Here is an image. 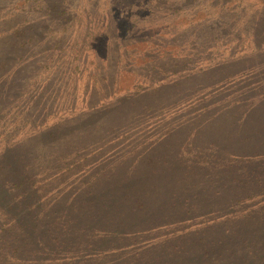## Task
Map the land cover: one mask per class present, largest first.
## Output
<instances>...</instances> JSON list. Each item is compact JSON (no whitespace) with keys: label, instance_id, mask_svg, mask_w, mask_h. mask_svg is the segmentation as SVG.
<instances>
[{"label":"trees","instance_id":"trees-1","mask_svg":"<svg viewBox=\"0 0 264 264\" xmlns=\"http://www.w3.org/2000/svg\"><path fill=\"white\" fill-rule=\"evenodd\" d=\"M183 1L188 8L175 7L179 0H148L145 5L153 8L146 10L160 13V22L145 37L170 40L176 27L167 26V15L185 14L181 31L199 40L218 27L216 6L218 16L226 18L246 4V20L240 17L248 26L244 57L199 60L196 67L183 66L181 74L168 73L166 81L158 80L151 90L130 91L112 109L103 105L105 115L117 112L127 120H115L117 125L108 132L120 127L115 135L125 139L136 131L131 136L138 144L122 149L132 156H122L118 148L113 155L116 167L124 169L120 176L113 167L92 169L88 161L80 185L51 201L52 187L44 190L48 185L40 183L28 162L29 146L21 147L22 141L12 144L13 164L38 193L39 207L31 217V234L12 235L15 229L6 226L5 234L0 231V242L8 237V243L15 244L5 257L1 254L0 264H264V0ZM205 2L211 4L208 11L196 10ZM7 18L0 14V106L2 112L17 110L21 116L25 101L10 93L5 76L11 75L12 64L32 58L8 57L9 50L23 42L12 36L18 23ZM103 19L107 42L119 31L107 15ZM120 21L124 19L114 24ZM134 27L128 24L122 36ZM105 45L109 59L111 46ZM101 69L110 74V67ZM17 84L22 88L21 80ZM1 166L0 183L13 192L12 172L5 173L6 166ZM66 179L70 181V173L65 184ZM105 189L106 203L89 197Z\"/></svg>","mask_w":264,"mask_h":264},{"label":"rangeland","instance_id":"rangeland-1","mask_svg":"<svg viewBox=\"0 0 264 264\" xmlns=\"http://www.w3.org/2000/svg\"><path fill=\"white\" fill-rule=\"evenodd\" d=\"M147 1L27 0L24 3L21 0H0V14L7 15V19L18 23L12 36L17 35L18 40L23 42L16 50L14 47L9 50L8 57L32 58L22 65L12 64L9 70L11 75L5 76L10 93H16V97L20 95L25 101L22 104L25 109L23 115L15 113L17 110L2 112L5 108L0 106V166H6L5 173L12 172L11 182L15 185V190L11 192L0 183V231L3 234L5 226L15 229L12 235L19 236L24 232L31 234V217L39 207L38 198L36 199L38 193L13 164V152L10 151L12 144L22 141L24 145L21 147L29 146L25 150V153L28 152V162L38 173L40 183L48 185L44 190L52 187L51 201L63 192L67 195L80 185L84 179L83 174H80L81 169L83 170V166L90 168L88 161L92 163V169L105 166L110 170L113 167L116 169L114 174L120 176L124 169L116 167L113 155L118 148L122 156H132L131 151L123 150L126 146L138 144L136 137L131 136L136 131L129 133L125 139L124 136L115 135L122 131L120 127H116L114 133L108 132L111 126L117 125L115 120H127L117 112L108 113L111 116L106 118L108 114L105 115V108H101L103 105H110L112 109L118 106L119 101L128 98L130 91L151 90L157 86L158 80L166 81L168 73L181 74L185 72L183 66L196 67L199 60L210 59L215 63L241 55L244 57L248 26L246 23L242 24L243 19L240 17L246 20V4L237 12L230 13L232 17L228 14L226 18L218 16L216 6L213 13L218 27L211 29L214 31H206L199 40L190 37V34H183L188 31H181L180 26L184 28L182 20L185 14L167 15L166 20L170 23L167 26L170 25V29L176 27L173 29L175 32L170 40H155L145 36L157 29L155 22L159 21L160 13L150 15L146 8L151 5L147 7ZM185 3L186 1L179 0L174 6L188 8ZM214 3L216 0L211 2ZM204 4L206 5L200 3L196 10L203 8L202 10L208 11L211 4ZM152 8L153 6L151 10ZM42 14H45L43 20L38 17ZM208 14L210 15L209 12ZM47 15L49 16L46 17ZM106 15L110 20L108 22L117 27L115 31H119L116 37L110 36L107 42L108 29L106 20L103 19ZM119 18L124 19V22L114 24ZM231 20L232 24H228ZM43 21H47V24ZM127 23L135 27L124 37L122 32L128 26ZM155 42L166 46L155 49ZM106 43H109L112 50L108 51L109 59L104 56V52L109 50L106 49ZM196 46L204 53L200 55ZM19 49L21 50L17 52ZM34 59H37L36 65ZM32 61L33 65H29ZM101 67H110V74L103 72ZM180 69L182 71L178 72ZM103 76L107 78L103 80ZM19 80L23 83L24 91L17 87L20 85L17 84ZM20 88V92H24L22 95L18 94ZM108 94L112 95L104 101ZM78 152L80 154L76 155ZM105 158V163L111 161L114 165L100 163L93 167L96 162ZM64 161L68 162L67 169H63L66 165ZM69 173L70 181L66 179L65 184ZM75 178L78 180L73 182ZM58 186L63 188L57 190ZM101 191L100 194L89 197L106 203L108 190ZM111 201L113 199L109 200ZM4 239L5 241L0 242V257L1 254L5 257L8 247L15 245L8 243L10 238ZM30 255L32 253L23 257ZM1 261L3 260L0 258Z\"/></svg>","mask_w":264,"mask_h":264}]
</instances>
